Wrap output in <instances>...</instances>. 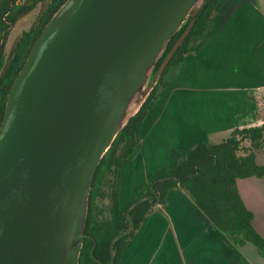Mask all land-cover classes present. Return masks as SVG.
I'll list each match as a JSON object with an SVG mask.
<instances>
[{"label":"water","instance_id":"water-1","mask_svg":"<svg viewBox=\"0 0 264 264\" xmlns=\"http://www.w3.org/2000/svg\"><path fill=\"white\" fill-rule=\"evenodd\" d=\"M207 2L66 0L53 15L9 89L0 126V264H80L98 166ZM146 200L129 207L108 264Z\"/></svg>","mask_w":264,"mask_h":264},{"label":"crops","instance_id":"crops-1","mask_svg":"<svg viewBox=\"0 0 264 264\" xmlns=\"http://www.w3.org/2000/svg\"><path fill=\"white\" fill-rule=\"evenodd\" d=\"M212 21L215 26L191 46L143 120L139 145L121 168L123 209L137 186L169 167L174 150L201 141L217 145L236 129L264 124V0H220ZM178 78L185 86L182 97L162 104ZM262 154L256 158L264 165ZM237 188L264 238V177L238 179ZM120 264H264V258L250 243L230 247L192 197L177 188L146 216Z\"/></svg>","mask_w":264,"mask_h":264},{"label":"trees","instance_id":"trees-1","mask_svg":"<svg viewBox=\"0 0 264 264\" xmlns=\"http://www.w3.org/2000/svg\"><path fill=\"white\" fill-rule=\"evenodd\" d=\"M12 1L3 0L0 4L1 30L8 27L2 23L3 16L15 22L21 12L26 13L34 7L31 5L12 10L10 5ZM65 2L66 0L51 1L41 23L21 37L5 72L2 71L5 58L0 52V126L4 118L9 89L42 30ZM219 3L220 0H208L199 13L191 33L170 61L156 87L138 114L119 133L98 166L90 191L85 231L87 237L84 239L80 264H98L91 254L95 243V257L103 264H108L111 259L110 246L113 239L129 226L127 217L129 207L141 198L151 196L153 202L146 200L130 212L134 229L115 245L114 264H120L126 245L146 216L155 208L165 205L169 192L177 188L192 197L197 206L223 233L225 242L230 247L236 248V245L250 243L264 258V238L256 231L253 225L254 215L245 206L237 188L238 179L264 177V165L259 164L256 158L257 152L264 150V124L236 129L229 138L217 145L201 141L187 151L174 150L169 167L154 173L145 184L137 186L126 208L123 209L120 204L121 168L139 145L143 120L154 101L161 96L162 90L168 87L169 73L173 70L178 71L191 46L204 38ZM189 22L174 35L156 70L187 29ZM158 196L160 202L156 205L154 202H157Z\"/></svg>","mask_w":264,"mask_h":264},{"label":"flooded vegetation","instance_id":"flooded-vegetation-1","mask_svg":"<svg viewBox=\"0 0 264 264\" xmlns=\"http://www.w3.org/2000/svg\"><path fill=\"white\" fill-rule=\"evenodd\" d=\"M3 0H0V4H1V2H2ZM42 0H13L12 2H11V9L12 10H17V9H20V8H23V7H30L31 5H34V7L31 9V10H29L28 12H21L18 16H17V18H16V21L15 22H12V21H10V20H8L7 18H6V16H3V18H2V23H5L6 25H8V27L7 28H5L4 30H1L0 29V52H2V55H3V57L5 58V61H4V66H3V68H2V71H6L7 70V67H8V63H9V61L13 58V56H14V52H15V49H16V46H17V44H18V42L20 41V39H21V37L23 36V34L25 33V32H27V31H30L32 28H34V27H36V26H38L40 23H41V21H42V19H43V17L46 15V13H47V11H48V7H47V9L42 13V15L39 17V19H38V21L36 22V24H34L33 26H31L29 29H27V30H21L22 32H20V36L18 37V38H16L15 40H14V43L11 45V47H13V49H12V53H11V55H7V48H8V46H10L9 45V37H11L12 36V34H13V32H14V30H15V28H17L16 27V25L18 24V22H20V20L22 19V18H24L25 16H27V15H29L36 7H37V5L41 2ZM19 11H21V10H19ZM2 12V11H1ZM0 23H1V20H0ZM10 47V48H11Z\"/></svg>","mask_w":264,"mask_h":264},{"label":"rangeland","instance_id":"rangeland-1","mask_svg":"<svg viewBox=\"0 0 264 264\" xmlns=\"http://www.w3.org/2000/svg\"><path fill=\"white\" fill-rule=\"evenodd\" d=\"M52 0H42L37 7L27 16H25L24 18H22L20 20V22H18V24L16 25L17 28H15L13 34L11 37H9V45L7 48V55H11L12 53V49L13 47H11V45L14 43V40L16 38H18L20 35V32H22L21 30H27L29 29L31 26H33L34 24H36V22L38 21L39 17L42 15V13L47 9V7L49 6V4L51 3ZM215 26V22H211L210 24V28L208 29V31L205 33V35L203 37H205L211 30L212 28ZM17 40V39H16ZM201 40V39H200ZM198 40L195 44H193V46L197 45L198 42L200 41ZM11 47V48H10ZM176 70H173L172 72L169 73V77L171 81L172 77L175 75ZM182 80V78H178L174 84H172L168 89V91L166 92V95L163 99L162 104H164V100L169 101L170 99H177L179 96L182 97V90L185 88V86L183 85H178V83H180ZM163 91V90H162ZM179 99V98H178ZM164 108V106H163ZM261 157L264 159V154L261 155ZM107 203V202H106Z\"/></svg>","mask_w":264,"mask_h":264}]
</instances>
